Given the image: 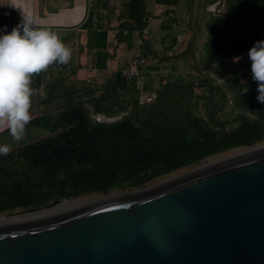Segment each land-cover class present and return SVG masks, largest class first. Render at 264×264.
<instances>
[{
    "label": "trees",
    "instance_id": "16d2710c",
    "mask_svg": "<svg viewBox=\"0 0 264 264\" xmlns=\"http://www.w3.org/2000/svg\"><path fill=\"white\" fill-rule=\"evenodd\" d=\"M155 1L175 5L178 0ZM225 1L227 11L206 21L208 37L198 76L173 73L154 80L116 72L97 89L87 84V99L64 76L46 80L43 96L41 82H32L33 101L38 96L44 97L42 102L56 99V103L33 117L28 126L46 128L50 134L0 155V213L89 193L144 187L210 155L248 145L257 135L258 141L263 140L264 133L259 131L264 124V103L257 100L258 82L252 78L246 54L256 41L264 40V0ZM100 3L114 16L109 0H98L80 26L86 31L81 52L86 57L90 53L94 66L104 68L112 58L110 35L118 42L131 43L151 14L147 0H126L120 14L124 21L114 33V21L105 24L97 16ZM53 31L65 44L76 36ZM197 35L198 26L183 51L172 49L168 60L174 69L178 58L195 55ZM146 49L151 52L147 44ZM141 89L154 91L156 97L141 101ZM120 114L110 122L95 117Z\"/></svg>",
    "mask_w": 264,
    "mask_h": 264
},
{
    "label": "water",
    "instance_id": "95a60500",
    "mask_svg": "<svg viewBox=\"0 0 264 264\" xmlns=\"http://www.w3.org/2000/svg\"><path fill=\"white\" fill-rule=\"evenodd\" d=\"M100 197L1 223L0 264H264V147Z\"/></svg>",
    "mask_w": 264,
    "mask_h": 264
},
{
    "label": "crops",
    "instance_id": "0c3cea01",
    "mask_svg": "<svg viewBox=\"0 0 264 264\" xmlns=\"http://www.w3.org/2000/svg\"><path fill=\"white\" fill-rule=\"evenodd\" d=\"M109 2H111V0H109ZM222 2V0H217V2L212 3L213 7H210L212 10L210 11L213 12L214 15L222 13L221 10H219ZM9 3L10 0H0V19H10L14 22H21L22 16L20 10L10 7L8 5ZM30 3L31 10L39 26L48 27L51 30L56 29L62 35L69 33L76 34L75 38L70 39L67 43L71 48V62L66 65L68 67L65 66L57 70L54 66L49 67L47 71L33 76V82H41L40 92H43V86L46 80L57 76H64L67 78L66 82H75L82 90V98L87 99L90 96L89 91L84 89L87 84H89L92 89L101 87L108 78L116 73V69L128 64L134 56L136 34L133 35L131 43L118 42L116 37L111 34L109 52L112 54V58L109 60L107 67L88 69V63L92 62L90 61L91 55L89 53L86 57L84 53L81 52V45L82 42L85 41L86 31L80 28L81 24L86 20V0H30ZM154 3L156 4V9L154 8L156 11L152 12L148 10L150 11V16H156V18L154 17L150 36L147 40L148 50L158 53H163L166 49H173L175 52L183 51L189 36L196 30L194 28H197V24H191L192 14L189 15L191 6L188 2H184L183 0H178L175 5L159 4L155 0ZM104 4L105 3H100L97 16L103 19L105 24L110 25L113 21L115 22V17L111 14L108 15ZM167 9L170 10L169 15L166 14ZM162 16L164 20L160 21ZM180 17L184 22L182 25L179 24L178 21ZM207 34L208 33L201 37L199 34L197 35L196 52L194 56L178 58L175 61V70L177 73L181 75L191 73L192 75L198 76L196 72L203 69L200 61ZM199 40L200 45H198ZM87 59L89 61H87ZM194 64L197 65V68L193 67ZM93 65L95 64L93 63ZM185 66L189 68L186 71L184 70ZM96 92L98 93L99 91ZM43 99L44 97L37 96L36 100L33 101L31 98L32 105L30 111L33 117L41 114L45 109L52 106L53 103H56V99H53L51 102H48L46 99V102H42ZM30 127L31 126H27V128ZM7 134L8 131L5 130L0 135L1 145L7 144L5 143L6 141H1Z\"/></svg>",
    "mask_w": 264,
    "mask_h": 264
},
{
    "label": "clouds",
    "instance_id": "9594fccd",
    "mask_svg": "<svg viewBox=\"0 0 264 264\" xmlns=\"http://www.w3.org/2000/svg\"><path fill=\"white\" fill-rule=\"evenodd\" d=\"M8 5L20 10L22 20L10 32L7 26L0 29V132L8 131L13 141L19 142L33 119V76L54 64H68L71 48L59 33L37 24L30 0H10ZM248 56L252 78L258 82L257 100L264 103V40L256 41ZM10 150L7 144L0 145V155Z\"/></svg>",
    "mask_w": 264,
    "mask_h": 264
},
{
    "label": "rangeland",
    "instance_id": "374dc122",
    "mask_svg": "<svg viewBox=\"0 0 264 264\" xmlns=\"http://www.w3.org/2000/svg\"><path fill=\"white\" fill-rule=\"evenodd\" d=\"M183 1L184 2H188V4L191 6L190 7V12H189V15L192 14L191 24L192 25L197 24L198 31H199V33H198L199 36L201 37V36L206 35V33H208L207 26H206V21L211 19L212 15H214L213 12H211L212 10L210 9V7H213L212 3L213 2H217V0H214V1L213 0H183ZM211 1H213V2H211ZM222 1L223 2L221 3V7H220L219 10H221V12L224 13V12L227 11V3H226L225 0H222ZM155 5L156 4L154 3V0H148L147 1V8H148V10H150L152 12L156 11L155 10L156 9ZM154 17L156 18V16H154ZM178 21H179V24H181V25L184 24L183 19L181 17L178 19ZM194 29H197V28H194ZM207 37H208V34L206 36V39H207ZM198 45H200V40H199ZM246 55H248V54H246ZM187 69H189V68H187V66H185L184 70L186 71ZM221 81H222V79H219V82H221ZM34 100H36V98ZM121 115L122 114H120V115H118L116 117H119ZM49 134H50V131L48 129H46V128L32 126L30 128H26V133L24 135V138L21 141H19V142L13 141V139L11 138L9 133L7 135H5L2 138L1 141H3V142L6 141L5 143H7V145L11 149L13 147L18 146L20 143L35 141V140H38L39 138L47 136ZM261 147H264V139L261 140V141H257V142H255L254 144H251V145H241V146H235V147L229 148V149H227V150H225L223 152L210 155V156L198 161L193 166L184 167V168L175 170V171H173V172H171V173H169L167 175H164L162 177H158V178L152 180L151 182H149L146 186L157 185V184H160L162 182L171 180L172 178H176V177L182 176V175H184V174H186V173H188V172H190V171H192V170H194L196 168H199V167L205 166V165H207L209 163L218 161L221 158H224L226 156H231V155H234L236 153H241V152L248 151L250 149H256V148H261ZM137 188H140V187H137ZM126 190H130V189L115 190V191L110 192V194L118 193V192H122V191H126ZM100 195H102V194L89 193V194L81 195V196L76 197V198L60 199V200L56 201L54 204H52L51 206L59 205L60 203H62L65 200L76 201V202L78 201V202H81V203H87V202H90L91 200H93L96 197H100ZM44 207H49V206H43L42 208H44ZM27 210H31V209H16V210H14L12 212L0 213V216L11 215V214H14V213H17V212H23V211H27Z\"/></svg>",
    "mask_w": 264,
    "mask_h": 264
},
{
    "label": "built area",
    "instance_id": "2783aa9c",
    "mask_svg": "<svg viewBox=\"0 0 264 264\" xmlns=\"http://www.w3.org/2000/svg\"><path fill=\"white\" fill-rule=\"evenodd\" d=\"M98 0H86L87 4V15L89 16L90 11L95 7ZM126 0H111L110 5L113 8V14L115 17L113 32L117 33L119 30V26L124 18L120 17L122 9L124 8V3ZM153 16H149L146 24L137 29L136 39H135V47H134V56L131 61L122 66L119 69H116L115 72H120L125 77H136V78H144L151 77L154 80H158L160 78H167L173 73H177L176 70L171 65L168 58H170L174 52L172 49L164 50L163 54H156L152 52H147L146 44L147 40L150 36L151 28L153 26ZM164 17L160 18V21H163ZM20 22H14L10 19L1 20L0 19V29H3L4 26H7V31H11L12 28ZM124 33H128V29H124ZM2 34V33H0ZM68 67V66H66ZM57 69V66H55ZM88 69H95V66L92 62H89L87 65ZM58 69H62L59 67ZM196 75H200V71L196 72ZM156 97L154 91H146L141 89V101H152Z\"/></svg>",
    "mask_w": 264,
    "mask_h": 264
},
{
    "label": "bare ground",
    "instance_id": "6f19581e",
    "mask_svg": "<svg viewBox=\"0 0 264 264\" xmlns=\"http://www.w3.org/2000/svg\"><path fill=\"white\" fill-rule=\"evenodd\" d=\"M252 150H255V149H250V150L245 151V152L236 153V154L231 155V156H226L224 158H221L218 161L209 163V164H207L205 166H201V167L196 168L194 170H198V169L204 168V167L209 166L211 164H214V163H217V162H220V161H223V160H226V159H229V158H232V157H235V156L250 152ZM100 199H103V197H96V198H94L93 200H91L90 202H87V203H81V202H78V201L76 202V201L65 200L63 202L61 201L62 203H60L59 205H56V206L54 205V206L44 207V208H40V209H36V210H27V211H23V212H17V213L11 214V215H4V216H0V224L1 223H6V222H12V221H18V220H23V219L39 217V216H43V215H47V214H51V213H55V212H59V211L67 210V209H71V208L82 206L84 204H88V203H91V202H94V201H97V200H100Z\"/></svg>",
    "mask_w": 264,
    "mask_h": 264
}]
</instances>
